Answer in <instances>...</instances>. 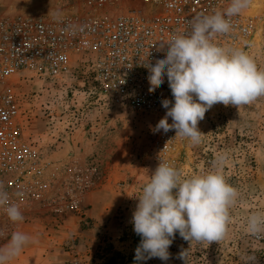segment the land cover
<instances>
[{
    "label": "rangeland",
    "instance_id": "374dc122",
    "mask_svg": "<svg viewBox=\"0 0 264 264\" xmlns=\"http://www.w3.org/2000/svg\"><path fill=\"white\" fill-rule=\"evenodd\" d=\"M21 2L10 1V13L54 16L73 10L60 0ZM257 11L252 18L250 6L244 15L255 27L250 57L264 69V4ZM71 71L60 83L14 81L26 135L42 149L48 185L37 202L20 208L22 222L0 219V248L15 231L32 238L10 264H185L178 258L184 250L187 264H244L251 254L264 264V235L246 230L247 217L264 211V96L239 108L213 105L198 122L205 134L201 142H179L173 155V165L186 178L207 173L226 154L223 175L240 193L230 209L227 237L208 244L186 241L177 232L167 261L128 262L138 244L132 214L158 167L157 123L98 99L88 65L74 60Z\"/></svg>",
    "mask_w": 264,
    "mask_h": 264
},
{
    "label": "built area",
    "instance_id": "2783aa9c",
    "mask_svg": "<svg viewBox=\"0 0 264 264\" xmlns=\"http://www.w3.org/2000/svg\"><path fill=\"white\" fill-rule=\"evenodd\" d=\"M10 1L0 0V185L19 208L37 202L48 184L42 149L23 126L16 79L60 83L78 59L88 65L98 99L158 123L167 111L161 101L174 98L166 76L149 92V72L143 65L165 58L166 46L158 50L161 42L190 31L193 17L230 4V0H60L73 10L45 16L10 13ZM244 11L229 18L231 31L215 36L213 42L250 56L255 27ZM175 135V130L157 133L153 144L157 164L162 160L173 165L179 142L187 140ZM1 218H7L3 208Z\"/></svg>",
    "mask_w": 264,
    "mask_h": 264
},
{
    "label": "clouds",
    "instance_id": "9594fccd",
    "mask_svg": "<svg viewBox=\"0 0 264 264\" xmlns=\"http://www.w3.org/2000/svg\"><path fill=\"white\" fill-rule=\"evenodd\" d=\"M251 3L252 0H230L222 11L193 17L189 21L190 31L161 42L158 50L166 46L165 58L156 60L154 65L150 62L143 65L149 72V92L160 87L166 76L174 98V102L161 101L167 111L154 132L175 130V137L199 144L205 134L199 131L198 122L213 105L221 103L239 108L264 96V69H259L242 49L213 42L215 36L231 31L229 18ZM226 162V154H221L207 173L182 178L174 165L160 160L143 186L132 214L131 223L141 238L135 254L137 262L152 258L167 261L177 232L186 241L208 244L227 237L230 209L238 202L240 193L223 175ZM0 208L10 221L24 220L20 208L10 203L3 185H0ZM246 230L255 236L264 235V211L247 217ZM30 242L32 238L28 234L13 232L7 245L0 248V264L17 259ZM187 251L178 257L185 264ZM244 264H257L256 255H248Z\"/></svg>",
    "mask_w": 264,
    "mask_h": 264
},
{
    "label": "bare ground",
    "instance_id": "6f19581e",
    "mask_svg": "<svg viewBox=\"0 0 264 264\" xmlns=\"http://www.w3.org/2000/svg\"><path fill=\"white\" fill-rule=\"evenodd\" d=\"M46 2V1H45ZM52 3V2H51ZM264 4V0H255L254 3L251 5L252 8V18H256L259 16L258 9H261ZM180 147V146H179ZM178 147V151L180 148Z\"/></svg>",
    "mask_w": 264,
    "mask_h": 264
},
{
    "label": "trees",
    "instance_id": "16d2710c",
    "mask_svg": "<svg viewBox=\"0 0 264 264\" xmlns=\"http://www.w3.org/2000/svg\"><path fill=\"white\" fill-rule=\"evenodd\" d=\"M140 240H141V238L138 236V244H137V247H138L139 244H140ZM128 262H137V261L135 260V256H133Z\"/></svg>",
    "mask_w": 264,
    "mask_h": 264
}]
</instances>
